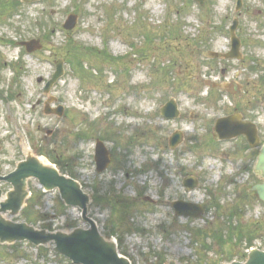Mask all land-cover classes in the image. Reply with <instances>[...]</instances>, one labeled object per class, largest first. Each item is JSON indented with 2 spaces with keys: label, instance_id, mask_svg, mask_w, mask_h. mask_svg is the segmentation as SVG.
Returning <instances> with one entry per match:
<instances>
[{
  "label": "rangeland",
  "instance_id": "374dc122",
  "mask_svg": "<svg viewBox=\"0 0 264 264\" xmlns=\"http://www.w3.org/2000/svg\"><path fill=\"white\" fill-rule=\"evenodd\" d=\"M236 1L40 0L9 20L2 14L0 175L28 152L61 165L94 198L88 217L102 235L114 234L131 264H227L248 252L247 232L264 251V203L250 191L260 181L258 149L213 134L218 118L236 112L259 124L264 143V0H240L235 11ZM70 14L77 22L67 31ZM233 19L241 60L223 61ZM30 40L41 49L26 53L20 43ZM58 60L63 76L45 93ZM206 81L231 85L230 93L208 91ZM170 99L180 115L165 120L159 110ZM47 107L63 113L45 114ZM176 132L183 139L171 150ZM97 139L111 158L101 174ZM188 177L198 180L191 192L183 187ZM28 186V208L11 220L50 231L86 228L57 192L43 193L35 180ZM0 189L4 198L11 186ZM176 201L200 205L202 216H175ZM0 264L68 261L22 243L0 248Z\"/></svg>",
  "mask_w": 264,
  "mask_h": 264
},
{
  "label": "water",
  "instance_id": "95a60500",
  "mask_svg": "<svg viewBox=\"0 0 264 264\" xmlns=\"http://www.w3.org/2000/svg\"><path fill=\"white\" fill-rule=\"evenodd\" d=\"M24 3H33L37 0H22ZM200 5L204 0H193ZM240 7V4H239ZM76 17L71 16L66 27L73 28ZM236 23L231 30L232 50L226 55V58H239L240 42L237 40L233 31ZM28 52L36 49L34 42L23 43ZM62 75V66L59 63L57 71L52 80L47 84L48 90L53 83ZM162 115L167 119H174L178 116L176 105L170 101L162 110ZM214 133L219 140H230L235 137L244 135L251 147L259 145L256 129L253 124L243 123L239 115H233L221 118L216 121ZM180 135H174L170 141V147H174L180 142ZM95 161L97 171L102 172L109 164L108 155L101 144L97 146ZM256 173L261 176L262 183L252 187L258 198L264 202V144L260 148L257 162L255 165ZM30 179H36L43 187L45 192L58 190L61 200L66 206H74L82 211V218L89 225L87 230L81 228L74 229L70 232L49 233L45 230H37L25 223H14L6 217L17 216L25 206V201L29 196L27 182ZM0 182H6L12 186V190L5 194L3 199L0 190V245H11L16 242H29L34 246H47L54 244L53 249L56 254L70 259L75 264H130L117 253L115 243L110 239L101 236L94 222L87 218V206L90 202L89 196L82 192L80 185L59 172L44 161L39 160L33 155H27L25 161L17 164L16 170L11 174L1 177ZM188 190L195 188V180L184 182ZM176 213L180 216L199 217L202 210L191 204L177 202L174 204ZM168 264H176L169 261ZM230 264H264V251L257 249L250 250L243 262H231Z\"/></svg>",
  "mask_w": 264,
  "mask_h": 264
},
{
  "label": "trees",
  "instance_id": "16d2710c",
  "mask_svg": "<svg viewBox=\"0 0 264 264\" xmlns=\"http://www.w3.org/2000/svg\"><path fill=\"white\" fill-rule=\"evenodd\" d=\"M15 6H19V4L16 3ZM138 230H139V229H138ZM216 235H217V233H216ZM246 235H247V236L243 239V241H244L245 244H246L245 247H247V249H248V248L251 247L252 241L254 240L255 236H254V234L251 233V232H247ZM15 247H16V246H15Z\"/></svg>",
  "mask_w": 264,
  "mask_h": 264
}]
</instances>
